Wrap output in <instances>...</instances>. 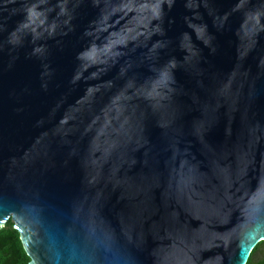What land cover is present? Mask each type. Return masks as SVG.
<instances>
[{
	"label": "water",
	"instance_id": "95a60500",
	"mask_svg": "<svg viewBox=\"0 0 264 264\" xmlns=\"http://www.w3.org/2000/svg\"><path fill=\"white\" fill-rule=\"evenodd\" d=\"M8 219L28 264H246L264 0H0Z\"/></svg>",
	"mask_w": 264,
	"mask_h": 264
},
{
	"label": "trees",
	"instance_id": "16d2710c",
	"mask_svg": "<svg viewBox=\"0 0 264 264\" xmlns=\"http://www.w3.org/2000/svg\"><path fill=\"white\" fill-rule=\"evenodd\" d=\"M260 250V248H262ZM264 241L259 242L251 252L246 264H264L263 257L257 259V251L263 252ZM29 257L26 254L19 237V233L14 228L13 222L8 219L0 227V264H28Z\"/></svg>",
	"mask_w": 264,
	"mask_h": 264
},
{
	"label": "flooded vegetation",
	"instance_id": "af4514ba",
	"mask_svg": "<svg viewBox=\"0 0 264 264\" xmlns=\"http://www.w3.org/2000/svg\"><path fill=\"white\" fill-rule=\"evenodd\" d=\"M264 253V250H263V252H261V251H257V259L256 260H258V259H260V258H262L263 257V254Z\"/></svg>",
	"mask_w": 264,
	"mask_h": 264
},
{
	"label": "rangeland",
	"instance_id": "374dc122",
	"mask_svg": "<svg viewBox=\"0 0 264 264\" xmlns=\"http://www.w3.org/2000/svg\"><path fill=\"white\" fill-rule=\"evenodd\" d=\"M261 249H263V247H262V248H260V250H261Z\"/></svg>",
	"mask_w": 264,
	"mask_h": 264
}]
</instances>
